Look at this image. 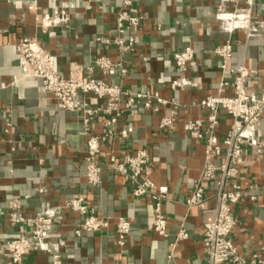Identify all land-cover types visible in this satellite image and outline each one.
I'll return each instance as SVG.
<instances>
[{"label": "crops", "instance_id": "crops-1", "mask_svg": "<svg viewBox=\"0 0 264 264\" xmlns=\"http://www.w3.org/2000/svg\"><path fill=\"white\" fill-rule=\"evenodd\" d=\"M125 1L0 0V209L10 200L22 198L25 211L34 213L63 205L67 199L82 194L90 206H96L98 214L123 215L131 220L132 230L122 248L116 244L114 225L96 234L76 236L74 230L82 218L70 212L64 214L57 228L64 242V264H203L204 224L212 219L216 200L209 191L203 203L192 208L185 204L204 165L205 145L190 138L184 126L190 119L205 116L197 104L207 94L233 92L235 74L224 71L221 59L214 53L227 40L233 43L230 65L260 70L247 82L257 95L264 93V37L247 38L243 31L228 34L220 29L215 19L217 4L223 1L235 8L242 6L241 1L131 0L146 18L141 29L127 31L136 37L137 46L128 56L133 67L124 86L134 91L158 90L179 106H165L159 114L136 106L134 114L123 116L119 126L122 130L131 123L133 130L125 138L117 137L113 147L118 153H135L143 147L151 150L153 160L145 176H151L159 192L173 196L165 203L171 234L163 237L152 230L153 200L136 198L133 185L123 177L106 169L100 186L85 182L87 136L80 113L59 108L56 99L42 90L40 80L22 76L18 62L16 45L25 36L43 39L65 75L73 62L87 66L99 54L116 59L117 49L107 45L105 39L115 37V19ZM62 8L71 11L70 27L63 35L62 28H57L58 35L50 37L40 24L45 14L52 15ZM254 17L264 24V0H257ZM186 46H192L197 55L185 75L201 82L197 87L174 91L170 83L182 75L175 66L174 53ZM88 101L94 106L104 104L94 96H89ZM172 113L177 116L174 128L161 131L159 118ZM221 116L218 132L222 134L232 119L224 113ZM8 122L13 130L6 131ZM241 171V182L263 186L264 152L249 150L248 163L242 165ZM38 186H44L46 192L38 193ZM254 193L258 196L255 202L236 209L235 241L246 256L264 253V188ZM26 195L32 197L25 199ZM182 225H186L190 236L179 242L170 258V244ZM17 232L8 220L0 219V244ZM0 264L14 263L0 254ZM23 264H52V257L38 251Z\"/></svg>", "mask_w": 264, "mask_h": 264}, {"label": "built area", "instance_id": "built-area-1", "mask_svg": "<svg viewBox=\"0 0 264 264\" xmlns=\"http://www.w3.org/2000/svg\"><path fill=\"white\" fill-rule=\"evenodd\" d=\"M234 1H241L242 6L232 8L223 1L216 6L215 19L220 29L228 34L243 31L247 38L264 37V24L254 17L257 0ZM145 18L131 0H126L115 19V37L105 39L107 45L117 49V58L99 54L87 66L73 62L68 75L59 68L54 51L39 37L21 38L16 49L22 76L40 80L42 90L56 99L59 108L80 113L87 136L85 182L92 187L100 186L106 169L115 176L123 177L133 185L132 193L136 198L149 197L153 200L152 230L168 237L171 234L170 217L165 203L172 200L173 196L159 192L151 176H145L153 160L151 150L143 147L135 153H118L113 147L117 137L125 138L133 130L131 123L124 125L122 130H119V126L123 116L134 114L136 106H142L154 114H159L168 105L179 106L176 100L164 98L158 90L134 91L124 86V79L133 67L128 56L137 46L136 37L128 35L127 31L141 29ZM70 23L71 11L62 8L56 9L52 15L45 14L40 27L50 37H56V29L62 28L63 35ZM214 53L221 59L222 69L235 74L233 92L207 94L197 104L205 111V116L190 119L184 126L190 138L202 141L205 145L204 165L199 177L194 180V188L186 197L185 204L192 208L203 203L209 198V191L213 192L212 196L216 200L213 217L204 224L203 264H264V253L246 256L239 251L235 241L237 207L255 202L258 196L254 191L264 188V185L255 182L240 181L242 165L248 163L249 150L264 152V93L257 95L247 82L250 76L258 74L260 70L230 65L233 58L231 40L217 46ZM196 55L192 46L183 47L174 53L175 66L182 75L171 81L172 90L199 86V78L185 75ZM114 78L118 80L114 81ZM89 96L103 100L104 104L91 105ZM223 113L232 119V124L221 134L218 128ZM176 121L174 113L163 115L159 118L158 127L163 132L170 131ZM96 123L101 130L97 129ZM13 129V125L8 122L6 131ZM37 192L43 194L46 188L38 186ZM31 197L26 195L25 199ZM68 212L82 218L74 230L76 236L86 232L96 234L114 225L116 244L125 248L132 230L131 220L123 215H100L96 212V206H90L82 194H76L63 205L34 213L25 211L22 198L10 200L5 208L0 209V219L8 220L18 232L14 237L2 241L0 254L7 256L14 264H23L30 254L42 251L52 257V264H64V242L59 238L57 228ZM189 236L188 228L182 225L175 241L170 244V258L174 256L179 242Z\"/></svg>", "mask_w": 264, "mask_h": 264}, {"label": "water", "instance_id": "water-1", "mask_svg": "<svg viewBox=\"0 0 264 264\" xmlns=\"http://www.w3.org/2000/svg\"><path fill=\"white\" fill-rule=\"evenodd\" d=\"M25 1H34V0H25Z\"/></svg>", "mask_w": 264, "mask_h": 264}]
</instances>
